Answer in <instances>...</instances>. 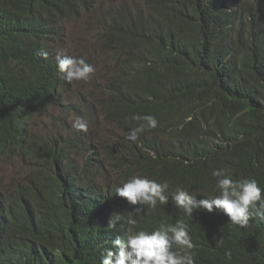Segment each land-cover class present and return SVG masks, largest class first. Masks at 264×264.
<instances>
[{
  "label": "trees",
  "instance_id": "16d2710c",
  "mask_svg": "<svg viewBox=\"0 0 264 264\" xmlns=\"http://www.w3.org/2000/svg\"><path fill=\"white\" fill-rule=\"evenodd\" d=\"M82 10L114 74L110 96L90 114L73 105L88 126L102 119L120 134L103 147V159L122 167L116 184L98 181L109 175L95 154V165L82 163L89 151L62 119L46 133L34 127L49 106L64 105L60 22ZM143 115L157 127L128 139ZM7 159L33 166L12 182L21 190L0 192V264H100L129 228L177 221L189 227L195 264H264V220L250 217L241 229L223 209L188 217L171 200L178 186L197 201L219 195L212 172L221 168L264 188V0H0V162ZM133 176L167 181L170 204L137 215L141 205L115 195ZM113 213L121 219L110 229Z\"/></svg>",
  "mask_w": 264,
  "mask_h": 264
},
{
  "label": "clouds",
  "instance_id": "9594fccd",
  "mask_svg": "<svg viewBox=\"0 0 264 264\" xmlns=\"http://www.w3.org/2000/svg\"><path fill=\"white\" fill-rule=\"evenodd\" d=\"M111 1L104 0V5ZM100 5H103V1ZM60 23L63 34L59 37V45H56V68L59 74L63 76L62 83L67 86V89L61 93V97L64 99L63 107L49 106L43 113V121L50 124V130L56 126L54 121L62 119L66 123L73 117L76 120L74 126L87 133L86 138L78 136L82 138L83 147L85 148L88 146L86 142L88 138L103 147L108 142L117 144L120 141L117 136L119 137L120 134L113 125L107 123L115 128L116 136L112 135L107 141L95 127L104 121L99 119L91 127L88 126L85 121L87 117L78 112L75 105H73L77 104L86 113L90 114L92 106L84 105V103L89 102L93 105V103L100 101V97L99 95L80 94V92L91 83H95L97 77H103L106 80V85L109 86V78L114 73L106 70L105 58L98 50V46L92 44V51L88 50V52L76 50L73 44L72 32L87 33V26L85 28L80 19L72 21L71 18L67 17ZM41 55L46 58L48 54L42 51ZM85 82H89V84ZM133 118L141 121V123L131 129L128 136L130 140L138 139L139 134L146 129H155L158 125V121L153 115L135 116ZM40 131L46 133L48 130L40 126ZM94 154L95 157L106 163L108 170L106 174L109 175V179L102 176L98 181L116 184L122 177V167L103 159V153L89 150V153L83 157L82 163L85 164L86 160L91 157L90 155ZM19 163L30 165L26 161ZM212 175L217 178L216 188L219 195L197 201L194 194L178 186L171 193V200L175 208L182 210L188 217H192L194 210L198 209L206 210L209 213L214 208L223 209L230 217V222L241 229L247 228L250 217L264 220V188L259 186L255 178L233 179L231 174L222 168L213 170ZM12 186L13 188L9 192H4L7 196L22 188L13 183ZM169 187L167 181L157 182L147 177L133 176L124 182L122 186L116 188L115 195L125 198L131 205H141L134 211L139 215L143 211L142 206L144 205L152 208H155L158 203L167 205L169 203ZM250 208L252 211L249 210ZM120 219V215L113 213L107 226L110 229H115ZM129 224L135 225L136 221L130 219ZM218 243L222 244L223 241L220 240ZM194 247L192 237L189 234V227L182 221H177L174 225L161 223L151 232L146 230L134 231L129 228L125 240L117 236L112 242V248L105 249L100 264H195L192 252ZM225 256L230 258L231 252L226 251Z\"/></svg>",
  "mask_w": 264,
  "mask_h": 264
},
{
  "label": "rangeland",
  "instance_id": "374dc122",
  "mask_svg": "<svg viewBox=\"0 0 264 264\" xmlns=\"http://www.w3.org/2000/svg\"><path fill=\"white\" fill-rule=\"evenodd\" d=\"M83 20V19H82ZM85 27V26H84ZM86 28V27H85ZM87 33L82 32H72L73 36V44L76 47V50L79 52H88L92 51L91 45L96 43V40L90 37V32L86 28ZM89 84V82H85ZM37 125L42 126L45 130H49L50 124L42 120H38L36 122ZM35 131L38 132V126H35ZM102 137L109 141L110 137L116 136V130L113 126L103 122L99 125L95 126ZM33 165H22L17 160H4L0 162V178L2 179V183L7 185L13 181L21 180L26 169Z\"/></svg>",
  "mask_w": 264,
  "mask_h": 264
},
{
  "label": "water",
  "instance_id": "95a60500",
  "mask_svg": "<svg viewBox=\"0 0 264 264\" xmlns=\"http://www.w3.org/2000/svg\"><path fill=\"white\" fill-rule=\"evenodd\" d=\"M90 7H85V10H87ZM96 13H98L99 11H96ZM86 16V12L85 11H81L79 14H77V16H74L71 18L72 21H76L78 19L80 20H84ZM82 20V21H83ZM83 23V22H82ZM83 25L86 27V24L83 23ZM63 79V76L60 75ZM80 94H88V95H99L100 100L102 101L105 98H108L110 96V91H109V86L106 85V80L103 77H97V81L95 83H91L88 87H86L84 90H82L80 92ZM84 105H90L92 106L89 102H85ZM76 123V120L71 117L66 123V127L68 128V130L70 131V133L76 135V136H81V137H87V133L84 132L83 130H79L77 129L74 125ZM79 130V131H77ZM65 137V134L64 136ZM87 142V149L88 151L91 150H95L98 151L99 153H103V146H101L100 144L95 143L94 141H91L89 138L86 140ZM91 158L94 160L95 163H97V161L94 159V156L92 155ZM115 164V163H114ZM116 165V164H115ZM141 177V176H140ZM147 177V176H146ZM13 188L12 186V182L10 184H3L2 183V179L0 178V192H9L11 189Z\"/></svg>",
  "mask_w": 264,
  "mask_h": 264
},
{
  "label": "bare ground",
  "instance_id": "6f19581e",
  "mask_svg": "<svg viewBox=\"0 0 264 264\" xmlns=\"http://www.w3.org/2000/svg\"><path fill=\"white\" fill-rule=\"evenodd\" d=\"M32 28V27H31ZM33 29H36V26H35V28H33ZM62 111H65V110H62ZM81 138V137H80ZM89 160V163L91 164V165H95L90 159H88ZM93 197H95V196H91V195H85L84 196V198H92L93 199ZM170 204V202L166 205V206H168Z\"/></svg>",
  "mask_w": 264,
  "mask_h": 264
}]
</instances>
